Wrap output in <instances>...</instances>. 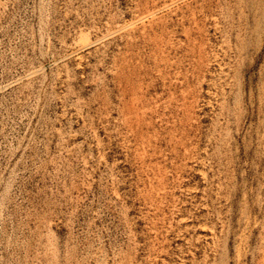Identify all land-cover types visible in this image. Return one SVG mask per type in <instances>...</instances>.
<instances>
[{
  "label": "rangeland",
  "instance_id": "obj_1",
  "mask_svg": "<svg viewBox=\"0 0 264 264\" xmlns=\"http://www.w3.org/2000/svg\"><path fill=\"white\" fill-rule=\"evenodd\" d=\"M0 264H264V0H0Z\"/></svg>",
  "mask_w": 264,
  "mask_h": 264
}]
</instances>
